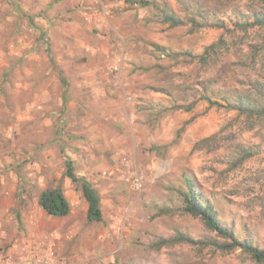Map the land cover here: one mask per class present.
<instances>
[{
  "label": "rangeland",
  "instance_id": "rangeland-1",
  "mask_svg": "<svg viewBox=\"0 0 264 264\" xmlns=\"http://www.w3.org/2000/svg\"><path fill=\"white\" fill-rule=\"evenodd\" d=\"M133 1L149 6L0 0V264H257L204 245L225 241L182 195L190 181L264 250V112L234 106L264 107V28L237 27L264 9ZM65 161L97 192L101 223L86 221ZM54 188L65 217L37 203Z\"/></svg>",
  "mask_w": 264,
  "mask_h": 264
},
{
  "label": "trees",
  "instance_id": "trees-1",
  "mask_svg": "<svg viewBox=\"0 0 264 264\" xmlns=\"http://www.w3.org/2000/svg\"><path fill=\"white\" fill-rule=\"evenodd\" d=\"M128 4H136L140 7H147L149 3L146 1H133L124 0ZM248 2L253 3L264 9V0H248ZM250 7V6H249ZM247 15L244 21L240 22V25L244 31L252 28H264V13L257 10L256 7H251L247 9ZM164 17L166 22L170 23L172 26H179V21L173 15L164 12ZM221 20V19H220ZM216 27L222 28L216 25ZM264 91V89H263ZM236 109H242L245 114L257 115L258 117L263 115L264 107H245L242 105H234ZM64 176L73 184L79 187L82 198L87 204L86 209V221L88 223H101L102 213L100 209V198L97 192L93 189L92 185L82 177H77L74 173L73 164L70 161H65V171ZM187 191L183 196V208L186 213L191 216L199 217L204 223L205 227L213 232L217 238L222 239L225 242L217 243L216 241H207L204 245L209 247H214L220 252H231L234 250H241L243 253L249 256V258L257 264L264 263V250L258 247L252 246L246 240H241L235 237V233L232 230L222 226L212 209V206L208 202L201 201V199L193 193L192 185L190 181L186 182ZM37 203L39 207L51 217H65L69 214L70 208L69 204L64 197L61 189L54 188L50 190L42 191L38 197ZM177 242L193 244L188 238L183 236H178Z\"/></svg>",
  "mask_w": 264,
  "mask_h": 264
},
{
  "label": "built area",
  "instance_id": "built-area-1",
  "mask_svg": "<svg viewBox=\"0 0 264 264\" xmlns=\"http://www.w3.org/2000/svg\"><path fill=\"white\" fill-rule=\"evenodd\" d=\"M133 186L137 189L141 186V182H140V179L138 177H136L134 180H133Z\"/></svg>",
  "mask_w": 264,
  "mask_h": 264
}]
</instances>
